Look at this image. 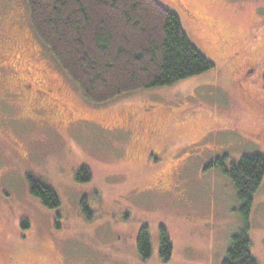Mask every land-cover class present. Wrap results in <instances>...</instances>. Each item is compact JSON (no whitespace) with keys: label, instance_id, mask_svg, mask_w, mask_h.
<instances>
[{"label":"rangeland","instance_id":"rangeland-1","mask_svg":"<svg viewBox=\"0 0 264 264\" xmlns=\"http://www.w3.org/2000/svg\"><path fill=\"white\" fill-rule=\"evenodd\" d=\"M159 1L215 68L98 104L36 35L27 1L0 0V79H9L0 83V264H222L244 229L234 184L206 167L264 154V0L182 1L195 21L175 1ZM12 56L18 65L6 63ZM41 69L44 101L21 87L24 77L46 82ZM83 167L92 178L80 183ZM28 175L52 186L61 206L32 196ZM248 223L252 255L264 264V181ZM144 226L147 261L136 244ZM160 226L174 243L168 262L159 257Z\"/></svg>","mask_w":264,"mask_h":264},{"label":"trees","instance_id":"trees-1","mask_svg":"<svg viewBox=\"0 0 264 264\" xmlns=\"http://www.w3.org/2000/svg\"><path fill=\"white\" fill-rule=\"evenodd\" d=\"M36 35L92 102L102 104L138 90L172 86L202 75L215 64L192 43L179 15L159 0H26ZM217 168L234 184L245 227L235 233L222 264H259L252 255L249 217L254 195L264 181V154L235 159L222 156L207 167ZM81 168L76 180L89 182ZM30 193L48 209L61 206L57 191L42 178L27 176ZM86 220L94 219L88 199L81 203ZM23 228L30 222L23 219ZM59 227V224H57ZM140 257L153 254L149 228L137 238ZM174 251L171 235L159 228V257L168 262Z\"/></svg>","mask_w":264,"mask_h":264},{"label":"flooded vegetation","instance_id":"flooded-vegetation-1","mask_svg":"<svg viewBox=\"0 0 264 264\" xmlns=\"http://www.w3.org/2000/svg\"><path fill=\"white\" fill-rule=\"evenodd\" d=\"M173 1H175V2L180 6V8L183 9V10L185 11V13H186V15H187V17H188V19H189L190 21H195L196 18H197V19H200V17H199L198 15H196V13L193 14L192 11H191V10H190V9L184 4V3H185L184 0H173ZM182 1H184V3H183ZM31 47H32V46L30 45V42H27V43H26V49H27V50H30ZM13 56H14V55H13ZM13 56H12L11 58H8V61H7L6 63H10L11 61H13V63H12L13 65H18V63H17L18 61L15 60V59L13 58ZM14 69H16V68H14ZM39 72H42L43 77H44V79L46 80V82L43 81V80H41V79H38V81H37L36 77H34V78H32V79H29V78H25V77H24V79L21 80V82H23V85H21V87H22L23 89H25V90H29V91L33 89V90H32V92H33V97L38 98V99L44 101V99H49V98H50V90H48V88H47V86H46L47 78H48V73H47V71L44 70V69H41ZM5 75H6V73H5ZM6 76H7V75H6ZM13 77H14V79H15L16 82H17L18 80L20 81V79H19L18 76L13 75ZM37 78H38V73H37ZM34 80H35L36 82H39V83H41V84H44L45 88H43V90L40 89V88H35V89H34V84L32 83V82H34ZM5 82L8 84L9 79H8V78H6V79L1 78V79H0V83H1V84L5 83ZM54 101H56L55 98H54Z\"/></svg>","mask_w":264,"mask_h":264}]
</instances>
